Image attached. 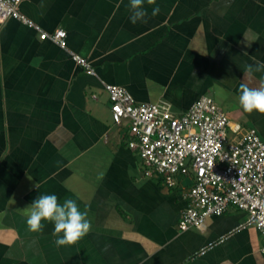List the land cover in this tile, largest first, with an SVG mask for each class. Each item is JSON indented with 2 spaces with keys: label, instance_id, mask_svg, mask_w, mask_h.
Here are the masks:
<instances>
[{
  "label": "crops",
  "instance_id": "0c3cea01",
  "mask_svg": "<svg viewBox=\"0 0 264 264\" xmlns=\"http://www.w3.org/2000/svg\"><path fill=\"white\" fill-rule=\"evenodd\" d=\"M145 7L148 16L133 24L129 0H22L21 12L43 30L67 31L66 49L18 19L0 24V264H264L263 234L241 227L248 214L237 207L201 229H180L192 178L169 187L145 174L105 87L121 85L137 102L168 103L176 114L210 96L241 135L255 129L264 139V114L238 104L246 66L264 63V0ZM262 81L254 72L244 82ZM44 193L87 209L88 235L57 247L52 223L29 231L22 209Z\"/></svg>",
  "mask_w": 264,
  "mask_h": 264
},
{
  "label": "built area",
  "instance_id": "2783aa9c",
  "mask_svg": "<svg viewBox=\"0 0 264 264\" xmlns=\"http://www.w3.org/2000/svg\"><path fill=\"white\" fill-rule=\"evenodd\" d=\"M21 2L0 0V24L18 19L38 30L41 39L66 49L67 31L43 30L21 12ZM71 55L88 74L96 73L86 57L72 51ZM105 87L113 121L128 127V145L143 160L145 174L162 176L169 187L177 185V177L192 178L183 194L181 230L201 229L207 217L237 207L248 214L241 227L255 225L264 237V139L257 130L241 135V124L233 123L210 96H202L188 111L176 114L168 103L137 102L121 85ZM217 243L209 242L199 253L205 254Z\"/></svg>",
  "mask_w": 264,
  "mask_h": 264
},
{
  "label": "clouds",
  "instance_id": "9594fccd",
  "mask_svg": "<svg viewBox=\"0 0 264 264\" xmlns=\"http://www.w3.org/2000/svg\"><path fill=\"white\" fill-rule=\"evenodd\" d=\"M145 3L155 5L156 0H129L131 23L144 21L148 16ZM159 11V7L156 6L152 8L151 15L154 17L159 14ZM254 72H264V63L246 66L244 79L239 86L238 104L248 114L254 111L264 114V81L258 87H250L244 82L251 78ZM22 210L26 216L27 228L31 232H42L45 222L54 225L53 235L57 237L54 243L57 247L76 244L88 235L92 228L87 209L81 210L77 201L71 198L61 203L56 194H39Z\"/></svg>",
  "mask_w": 264,
  "mask_h": 264
},
{
  "label": "rangeland",
  "instance_id": "374dc122",
  "mask_svg": "<svg viewBox=\"0 0 264 264\" xmlns=\"http://www.w3.org/2000/svg\"><path fill=\"white\" fill-rule=\"evenodd\" d=\"M231 133V132H230Z\"/></svg>",
  "mask_w": 264,
  "mask_h": 264
}]
</instances>
